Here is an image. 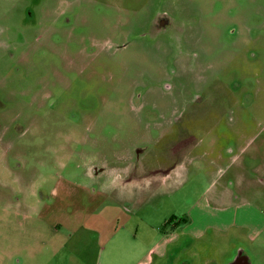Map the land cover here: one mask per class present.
<instances>
[{
	"label": "rangeland",
	"instance_id": "374dc122",
	"mask_svg": "<svg viewBox=\"0 0 264 264\" xmlns=\"http://www.w3.org/2000/svg\"><path fill=\"white\" fill-rule=\"evenodd\" d=\"M173 216L154 264H264V0H0V264H134Z\"/></svg>",
	"mask_w": 264,
	"mask_h": 264
},
{
	"label": "crops",
	"instance_id": "0c3cea01",
	"mask_svg": "<svg viewBox=\"0 0 264 264\" xmlns=\"http://www.w3.org/2000/svg\"><path fill=\"white\" fill-rule=\"evenodd\" d=\"M228 210H222L221 213H226ZM174 217V216H173ZM186 219V218H184ZM188 219H186V222ZM184 223V222H183ZM227 224L226 222H223L222 225ZM182 223L172 225V234L169 238H162L158 240L154 244H150L146 246V241H141V243H134V242H128L129 248L131 249V253L133 255L137 254L136 260L134 264H154L155 260H161L164 261L167 258H172L175 260L177 254L182 253L184 246H186L187 253L191 251L192 249V243L196 242L197 238L200 237L202 234V230H194L191 231V233H187L184 231H180ZM205 231V230H204ZM204 233V232H203ZM184 235V236H183ZM185 236H191L190 240H183V237ZM139 251H142V254L139 256ZM132 255V256H133ZM217 262L216 259L208 260V264H214ZM245 264H248V259L245 261Z\"/></svg>",
	"mask_w": 264,
	"mask_h": 264
},
{
	"label": "flooded vegetation",
	"instance_id": "af4514ba",
	"mask_svg": "<svg viewBox=\"0 0 264 264\" xmlns=\"http://www.w3.org/2000/svg\"><path fill=\"white\" fill-rule=\"evenodd\" d=\"M170 24L169 19L167 18L166 15H161L158 17V20L156 21V27L159 30H164L168 27V25ZM73 48V47H72ZM74 50V48H73ZM245 260L241 259L239 262H237L236 264H245Z\"/></svg>",
	"mask_w": 264,
	"mask_h": 264
},
{
	"label": "trees",
	"instance_id": "16d2710c",
	"mask_svg": "<svg viewBox=\"0 0 264 264\" xmlns=\"http://www.w3.org/2000/svg\"><path fill=\"white\" fill-rule=\"evenodd\" d=\"M186 223V219L184 218H181V219H177L176 217H172L168 222L167 224H171V225H174L176 223L177 224H180V223Z\"/></svg>",
	"mask_w": 264,
	"mask_h": 264
}]
</instances>
